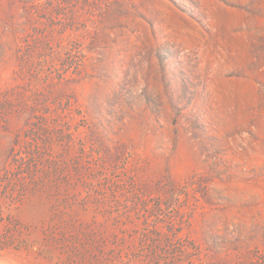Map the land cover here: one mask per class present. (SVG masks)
Here are the masks:
<instances>
[{
  "label": "rangeland",
  "instance_id": "obj_1",
  "mask_svg": "<svg viewBox=\"0 0 264 264\" xmlns=\"http://www.w3.org/2000/svg\"><path fill=\"white\" fill-rule=\"evenodd\" d=\"M0 264H264V0H0Z\"/></svg>",
  "mask_w": 264,
  "mask_h": 264
}]
</instances>
